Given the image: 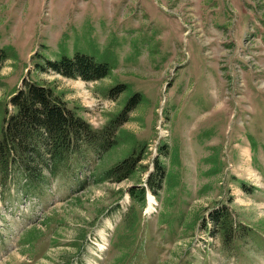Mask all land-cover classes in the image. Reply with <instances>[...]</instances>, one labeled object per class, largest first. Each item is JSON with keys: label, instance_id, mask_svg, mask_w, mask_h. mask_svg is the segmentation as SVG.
Instances as JSON below:
<instances>
[{"label": "rangeland", "instance_id": "rangeland-1", "mask_svg": "<svg viewBox=\"0 0 264 264\" xmlns=\"http://www.w3.org/2000/svg\"><path fill=\"white\" fill-rule=\"evenodd\" d=\"M0 49V127L35 80L110 142L32 194L0 181V264H264V0H0ZM76 55L107 76L36 67Z\"/></svg>", "mask_w": 264, "mask_h": 264}, {"label": "trees", "instance_id": "trees-1", "mask_svg": "<svg viewBox=\"0 0 264 264\" xmlns=\"http://www.w3.org/2000/svg\"><path fill=\"white\" fill-rule=\"evenodd\" d=\"M7 59L5 51L0 49V64ZM36 67L41 73L52 71L65 78H81L84 81H97L105 78L108 73L106 65H96L83 55L60 61L43 59V64H37ZM131 105L134 102L125 108L117 123L126 122V112ZM101 139V132L67 107V103L53 87L35 80L22 79L21 87L10 94L0 127V181L2 184H18L23 194H32L31 188H44L50 179L56 178L59 170L69 168L70 161L82 158L84 151H97V155L106 152L110 142L99 144ZM134 157L133 152L130 157L111 168L107 172L109 178L116 176L117 181L126 178L137 164L138 157ZM164 173V168L155 163L154 176L162 178ZM151 178L147 183L149 189L153 190ZM131 192L132 197L139 198L143 206L145 189L141 188L138 193L134 190ZM136 216L133 214L134 221ZM127 217L132 220V214L129 213ZM212 220L222 233L224 244L229 246L236 237V228L241 227L232 223L227 212L212 217ZM248 231L251 232V229Z\"/></svg>", "mask_w": 264, "mask_h": 264}]
</instances>
